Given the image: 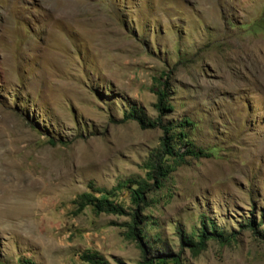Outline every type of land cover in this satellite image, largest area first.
Masks as SVG:
<instances>
[{"label":"rangeland","instance_id":"obj_1","mask_svg":"<svg viewBox=\"0 0 264 264\" xmlns=\"http://www.w3.org/2000/svg\"><path fill=\"white\" fill-rule=\"evenodd\" d=\"M158 88L163 122L201 153L166 160L146 204L119 190L126 214L77 210L81 193L146 177L162 131L123 116L155 118ZM133 212L148 257L264 264L246 225L264 232V0H0V264H140ZM201 220L235 240L182 248L176 227L195 239Z\"/></svg>","mask_w":264,"mask_h":264},{"label":"trees","instance_id":"obj_2","mask_svg":"<svg viewBox=\"0 0 264 264\" xmlns=\"http://www.w3.org/2000/svg\"><path fill=\"white\" fill-rule=\"evenodd\" d=\"M156 102L154 103L157 109V115L155 118H149L140 108L131 107L128 111L124 112V119L135 120L141 128H159L162 131L160 139V150L152 154V158L147 160L145 167L147 168L146 177H128L117 182L110 189L100 188L93 190L94 193H98L96 196L94 193L84 192L79 194L75 203L77 204V210L83 209L85 206L90 205L95 213L106 212L111 214H126L124 207L114 200L116 193L119 190L126 189L129 193V200L134 205L140 203L146 204L145 196L152 189H158L162 187L163 180L169 175L173 169V164L182 162L185 155L198 156L201 152L195 151L191 146V141L187 139L186 134L183 131H175L174 125H169L163 122L162 117L167 112L172 110V105L167 103L166 91L164 88H158L155 92ZM192 123L185 119L181 121L178 126L184 127V125H191ZM184 140L187 145V149L180 152L179 149H175L174 140ZM50 143L55 144L50 140ZM166 160H171L173 164L167 163ZM151 181V182H149ZM131 221L124 223L127 227L126 237L135 240L142 253V261L140 264H168L169 262L179 263V254H164L159 253L157 255H151L148 257L151 246L149 241L145 240V233L142 229L143 218L140 217L138 212L130 213ZM205 220L200 221V230L197 237L194 239L192 236L187 235L181 228L176 227V232L179 236L181 247H187L195 255L206 247V242L210 238H213L221 243L231 242L235 240V233H226L223 230H217L215 224L212 221ZM253 233L258 234L260 239L264 241V232L257 229L252 220H248L246 223ZM141 226V227H140ZM145 240V241H144ZM147 244V245H146ZM80 258L90 264H110L99 253L87 251L80 254ZM24 264H33L29 261H25Z\"/></svg>","mask_w":264,"mask_h":264}]
</instances>
